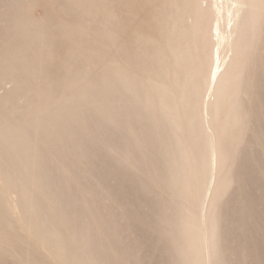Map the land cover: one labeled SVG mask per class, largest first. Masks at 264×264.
I'll return each mask as SVG.
<instances>
[{
  "label": "bare ground",
  "instance_id": "obj_1",
  "mask_svg": "<svg viewBox=\"0 0 264 264\" xmlns=\"http://www.w3.org/2000/svg\"><path fill=\"white\" fill-rule=\"evenodd\" d=\"M157 1L0 0V264H264V0Z\"/></svg>",
  "mask_w": 264,
  "mask_h": 264
},
{
  "label": "rangeland",
  "instance_id": "obj_2",
  "mask_svg": "<svg viewBox=\"0 0 264 264\" xmlns=\"http://www.w3.org/2000/svg\"><path fill=\"white\" fill-rule=\"evenodd\" d=\"M120 4L127 17L124 39H130L137 31L145 35L158 33L159 22L156 19V13L159 2L157 0H121ZM37 12L44 13L45 7L39 5ZM136 232L138 237H143L141 230L138 229Z\"/></svg>",
  "mask_w": 264,
  "mask_h": 264
}]
</instances>
